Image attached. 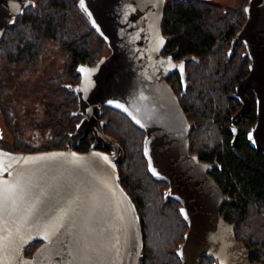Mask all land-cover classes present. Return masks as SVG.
<instances>
[{"label":"water","instance_id":"water-1","mask_svg":"<svg viewBox=\"0 0 264 264\" xmlns=\"http://www.w3.org/2000/svg\"><path fill=\"white\" fill-rule=\"evenodd\" d=\"M33 3L0 0V39L6 26ZM164 3L76 0L109 52L93 64H78V83L64 84L77 100L73 113L81 115L68 132L66 148L14 151L0 146V264H142L140 218L118 180L124 151L103 132L102 105L142 130L148 173L166 183L163 200L179 203L186 223L174 250L179 264H199L203 256L212 258L210 264H264L250 259L249 249L235 236L234 223L220 214L224 202L234 201L208 174L220 164L189 152L191 125L166 77L179 70L184 79V60L194 57L174 61L173 53L161 54L170 38L161 31ZM244 11L231 46L244 45L248 72L233 92L242 105L232 115L230 145L235 151V123L248 110V88L255 106L246 140L264 151V0H247ZM88 131L94 137L92 147L75 150ZM96 142L109 152L94 148ZM34 242L38 245L26 255Z\"/></svg>","mask_w":264,"mask_h":264},{"label":"trees","instance_id":"trees-1","mask_svg":"<svg viewBox=\"0 0 264 264\" xmlns=\"http://www.w3.org/2000/svg\"><path fill=\"white\" fill-rule=\"evenodd\" d=\"M200 1L202 0H165L161 31L163 35L171 36L165 49L170 50L178 46L179 54L193 53L199 56V66L202 65L199 69L203 70L209 67V61L213 62L212 59H208L207 54L213 52L217 57L216 51L226 44L225 39L228 38L224 34L230 33L234 21L239 25L244 15L241 13V19L234 20L235 16L232 17L228 12L222 13L221 9L216 10V6ZM228 24L231 28L226 33ZM47 40H54L59 48L66 52L64 79H69L70 76L73 81L77 79L74 73L76 65L93 63L101 55L102 48L107 47L78 10L76 0H34L33 4L26 6L23 12L6 26L0 39V62L7 66L23 64L22 72L25 73L39 63ZM203 77L202 74L197 75L196 85L189 87L181 97L183 108L190 111L191 119H194L193 123L195 122L189 133V152L199 153V158L206 161H211L213 156H217L221 170L215 169L213 175L222 191L234 199L233 202H226L221 211L226 212L227 221L235 223V236L249 249L250 259L264 263V151L251 147L244 135L242 141L235 144V151L230 148L226 128L229 115V109L225 106L226 98H229L226 96L227 91L211 93L222 99L215 103L207 91ZM171 79L175 82L173 77ZM176 84L174 83V87L178 90ZM66 92L71 93L68 90ZM190 94L191 99L188 98ZM1 98L0 92V123L3 122L6 126L10 124L11 116L2 107ZM73 100L75 105V96ZM69 106L67 109L64 105L52 109L56 116H63ZM68 113L65 121L69 125L72 124L74 117ZM109 115L104 130L108 133L110 126L111 133L123 148L124 158L118 166V172L122 176V184L136 203L141 220L142 264H179L173 250L176 244H171L168 240L172 229L169 228L165 232L164 227L155 228L150 220V217H153V220L163 218L168 203L162 201V191L166 183L151 177L146 169L141 151L143 132L124 114L112 110ZM249 117L253 120V107ZM64 136L62 131L59 134L55 133L41 149L60 146ZM19 140L17 137L14 147L10 150H36H30ZM87 141L88 137L86 144ZM136 168L141 175L135 174ZM151 194L156 202L154 206L157 211L154 215L147 206ZM170 202L173 207L178 204L175 200ZM175 212L171 211V216L174 219L178 218L184 229L183 220L176 210ZM37 243L30 244L24 253L29 254L30 248ZM211 261V257L203 256L200 257L199 264H209Z\"/></svg>","mask_w":264,"mask_h":264},{"label":"rangeland","instance_id":"rangeland-1","mask_svg":"<svg viewBox=\"0 0 264 264\" xmlns=\"http://www.w3.org/2000/svg\"><path fill=\"white\" fill-rule=\"evenodd\" d=\"M211 1L231 5L240 11L242 3L245 2L244 0ZM230 15L232 16V14ZM108 52L109 48L103 47L100 53L101 55H105ZM66 62V52L61 50L58 43L54 40L46 41L39 63L35 67L29 68L25 73L22 72L23 64L19 63L7 66L0 62L2 107L11 116L9 125L5 126L3 122L0 123L2 128V134L0 135L1 147L6 149L13 148L16 138L19 137V142L24 143L30 150H46L47 147L43 149L41 147L47 145V140L54 136L55 133L59 134L63 128L67 127V123H65L67 114L71 110L76 109V103L73 105L72 93L68 92V94L67 90L59 84L61 82H73L70 76L69 79H64ZM199 67H202V65ZM63 105L65 109L69 105L71 107L69 106L67 112L64 113L65 116H56L52 108L55 106L63 107ZM70 126L71 124H69ZM108 131L110 136L114 137L110 126L108 127ZM51 148L53 147L48 149ZM137 169V173L135 172V174L141 175V172ZM148 200L147 206L149 211L151 210L153 212L151 213L154 215L157 210L153 194L149 196ZM170 216L171 214H166L160 220L156 218L153 220V217H150V220L155 228L157 226L164 227V231L167 232L169 228L172 229L173 227ZM36 246L34 244L27 255H30Z\"/></svg>","mask_w":264,"mask_h":264},{"label":"flooded vegetation","instance_id":"flooded-vegetation-1","mask_svg":"<svg viewBox=\"0 0 264 264\" xmlns=\"http://www.w3.org/2000/svg\"><path fill=\"white\" fill-rule=\"evenodd\" d=\"M200 2L209 3L211 6H216L217 7L216 10H220L221 9L222 13H226V12L229 11L228 13L232 14V16H235L234 20L241 19V13H243L244 19L239 25H237V22L234 21L233 22V28L230 31V33H228V35L224 34L228 38L225 39L226 44L223 45V47H221L220 49H218L216 51L218 58L214 56L213 52L207 54L208 59L209 60L212 59L213 62L209 61V67L207 69L205 67L203 70L199 69L200 68L199 67V65H200V63H199L200 62V57L199 56H197V55H195L193 53L179 54L178 46H175L174 48H172L170 50L165 49L167 41L171 38V36L170 35H164L165 37H170V38H167L166 43L164 44V46H163V48L161 50V54L163 56H167L168 54L173 53V60L174 61H181L183 58H185L187 56H193L194 57V58H187L186 60H184V67H183L184 79H182V75H181L179 70H174L166 77V81L168 82V84H170V86L172 87L174 93L177 95V97L179 99L180 105H181V107H182V109H183V111H184V113L186 115V118H187L189 124L191 125L190 132L193 129V127L195 125V122L193 123L194 119H191L192 117L190 116V111H186L185 108H183L182 103H181V97L187 92L189 87H192V86L196 85V83H197L196 76L199 75V74L204 75L203 81H204V84L207 85V91L210 94L211 93H215V92L219 93V91L223 92V90L227 91L226 92V96L229 97V98H226V101H225L226 105L225 106H226V108L229 109V115H228V121L226 123V128H227L228 134H229L228 135V144H229V146L231 148V145H230L231 142L230 141H231L233 132H232V129L230 128V126H231L232 115L235 114L239 110L241 105H242L240 100L233 95V92H235L236 84L247 74V72H248V62H249V59H248V57L246 55V52H245L244 45L241 42H239V43H237L236 45H234L232 47L231 46V41H232V38L234 37L236 31L240 28V26L242 25V23L245 20L244 6H245L247 1L242 3L241 11L238 8L232 7L231 5H228V4H223L222 2L220 3L218 1L202 0ZM221 17H223V15ZM230 28H231V25H229V24L226 25V33L230 30ZM95 61H93V63ZM93 63H91V64H93ZM195 63H198V65H195ZM75 69H76V67H75ZM74 73H76V70H75ZM76 75H77V79L74 80L73 82H61L59 84L62 85L65 89H67L64 86V84H66V83H69V84L78 83L80 77H79V74L76 73ZM171 77H173V80H175V82L172 81ZM174 77H176V78H174ZM174 83H177L176 85H178V87H179L178 90L175 89ZM223 85H224V89H222ZM183 87H184V91L182 92ZM216 87H217V89H216ZM70 92L73 94V96H75L72 91H70ZM245 93H246V95L248 97V104H249L248 105V110L245 112V114H243L242 117H240V118H238L236 120V123H235L236 124V138H235V141H234V146H235L236 143L242 141V139H243L242 136L243 135H244L243 137L246 140V130L249 127V125L251 124V122L253 121L252 118L249 117V114L251 113L252 107H253V112H254V106H255L254 98L252 99V97H254V94L248 88L245 89ZM191 95L192 94H190L188 96V98L191 99ZM211 95H212V98H213L215 103H216V101H218V102L222 101V99H218L216 97V95H213V94H211ZM75 108L77 109V104H76ZM75 110H71L70 114L73 115V117L76 118V119L72 121V124H71L70 127L67 124V127L62 129V133L65 134L63 143L60 146L53 147V148H66V141H67V138H68V132L73 131L76 122L81 118L80 114H74L73 113ZM112 110H114V109H112L110 107H107V106H104V105L100 106V120L103 121L102 129H103V132L106 133V134H108V133L104 130V127H105V125L107 123V118H108V116H109V114L111 113ZM66 119H67V117H66ZM253 119H254V117H253ZM87 137L89 138V141H87L88 143L86 144L85 141H86ZM93 142H94V137H93L92 131H88L86 136L77 145L73 146V148L75 150H77V151H86V150H88V149H90L92 147V143ZM83 147H86V149L83 150L82 149ZM93 147L97 148L99 150H103V151L109 152V149L106 146H104L101 143H99V142H96ZM53 148H51V149H53ZM194 154L198 155V157H199V153H194ZM214 159H216L217 162H218L217 156H213L211 158V161L214 160ZM215 169L220 171L221 170V166H220V168L215 167V168H213L212 170H210L208 172V174L214 180H215V177L213 175V172L215 171ZM121 177L122 176L118 172V180H119L120 184L122 185V187L126 190V192L130 195L131 199L133 200L131 194L127 191V189L122 184ZM216 183H217V181H216ZM224 194L227 195L226 193H224ZM171 200H174V199L167 198L166 200H163V191H162V201L168 203L166 214H171V211L175 212V210H176L178 212V214L180 215V213L178 211L179 203L176 204L173 207L171 202H170ZM133 202H134L135 207L137 209V206H136V203H135L134 200H133ZM225 203L226 202H224L222 204L221 208H220V214H221V216L224 219L226 218L225 217L226 216V212L225 211H221V209H222V207H223V205ZM137 212H138V210H137ZM138 215H139V213H138ZM172 217L173 216H171V222L174 225H173L172 230H171L172 232L168 236V240L170 241L169 243L176 244L174 249H173V250H175L177 244L183 238V233L186 230V223H185V221L182 219V217L180 215L181 219L184 222V226H185L184 229H183L182 228L183 226L181 225V222L178 220V218L174 219V217L173 218ZM176 217H177V215H176ZM139 218H140V216H139ZM140 223H141V220H140ZM234 230H235V223H234ZM142 236H143V234H142ZM36 245H38V243Z\"/></svg>","mask_w":264,"mask_h":264},{"label":"snow or ice","instance_id":"snow-or-ice-1","mask_svg":"<svg viewBox=\"0 0 264 264\" xmlns=\"http://www.w3.org/2000/svg\"><path fill=\"white\" fill-rule=\"evenodd\" d=\"M81 71H83V69H81ZM2 199H3V193L0 192V200H2Z\"/></svg>","mask_w":264,"mask_h":264}]
</instances>
